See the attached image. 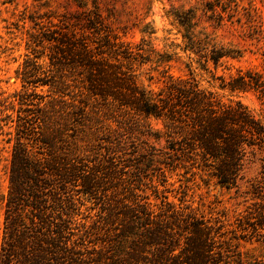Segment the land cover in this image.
I'll list each match as a JSON object with an SVG mask.
<instances>
[{
    "label": "trees",
    "instance_id": "16d2710c",
    "mask_svg": "<svg viewBox=\"0 0 264 264\" xmlns=\"http://www.w3.org/2000/svg\"><path fill=\"white\" fill-rule=\"evenodd\" d=\"M73 1L82 11L59 23L31 18L38 29L26 44L24 90L0 100V132L12 142L0 264H243L224 225L169 201L165 184L178 169L238 188L253 149L264 148L262 119L193 78L147 90L134 66L151 54L121 41L95 5ZM183 38V51L205 66L238 57L192 33ZM43 57L45 79L31 72ZM38 85L49 93L37 94ZM223 87L264 96L250 71ZM238 229L264 242V203Z\"/></svg>",
    "mask_w": 264,
    "mask_h": 264
},
{
    "label": "rangeland",
    "instance_id": "374dc122",
    "mask_svg": "<svg viewBox=\"0 0 264 264\" xmlns=\"http://www.w3.org/2000/svg\"><path fill=\"white\" fill-rule=\"evenodd\" d=\"M82 1L88 9L93 10L95 5L105 25L131 49L143 47L151 54L149 62H136L134 66L138 82L144 88L155 92L170 77L193 78L201 89L224 102H242L264 123L263 94L231 92L223 87L239 70L256 73L264 82V0ZM80 11L73 0H0V100L24 90L21 73L26 55L32 58L26 44L29 35L38 29L31 18L49 25ZM187 33L203 43L234 50L238 57L223 58L217 66L212 63L205 66L203 59L200 64L195 54L183 51V36ZM37 62L40 69L29 70L45 79L49 75L48 60L43 57ZM49 90L48 86L35 88L39 95H47ZM148 123L154 130H165L162 120L151 118ZM7 140L0 132V245L4 221L2 197L8 190L7 168L12 146ZM165 185L169 201L179 205L180 200H185L211 221L224 225L225 238L241 254L243 264H264L262 239L243 237L238 229L254 205L264 203V148L253 149L238 188H221L214 179L184 174L178 169L168 174Z\"/></svg>",
    "mask_w": 264,
    "mask_h": 264
}]
</instances>
